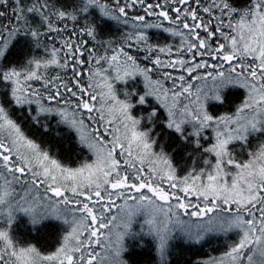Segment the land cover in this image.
Segmentation results:
<instances>
[{"label": "snow or ice", "instance_id": "6c2138e0", "mask_svg": "<svg viewBox=\"0 0 264 264\" xmlns=\"http://www.w3.org/2000/svg\"><path fill=\"white\" fill-rule=\"evenodd\" d=\"M0 264H264V0H0Z\"/></svg>", "mask_w": 264, "mask_h": 264}, {"label": "trees", "instance_id": "16d2710c", "mask_svg": "<svg viewBox=\"0 0 264 264\" xmlns=\"http://www.w3.org/2000/svg\"><path fill=\"white\" fill-rule=\"evenodd\" d=\"M185 248H189L188 245L184 246ZM192 250L187 251L183 255V259H206L208 256L211 255H218L219 254V247L215 241H213L211 244H204L201 245H195L191 246ZM136 259L138 260H148L150 259V254L147 252V250L139 251L136 256Z\"/></svg>", "mask_w": 264, "mask_h": 264}]
</instances>
